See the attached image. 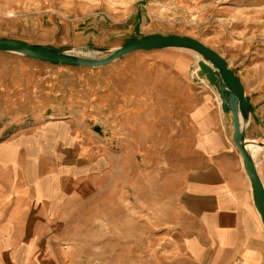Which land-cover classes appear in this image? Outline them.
Instances as JSON below:
<instances>
[{"label":"rangeland","instance_id":"1","mask_svg":"<svg viewBox=\"0 0 264 264\" xmlns=\"http://www.w3.org/2000/svg\"><path fill=\"white\" fill-rule=\"evenodd\" d=\"M153 35L200 41L264 94V0H0V39L102 59L95 49ZM200 59L168 49L78 68L0 52V213L37 184L71 186L78 200L61 211L74 264H169L196 95L212 92L195 81Z\"/></svg>","mask_w":264,"mask_h":264},{"label":"crops","instance_id":"2","mask_svg":"<svg viewBox=\"0 0 264 264\" xmlns=\"http://www.w3.org/2000/svg\"><path fill=\"white\" fill-rule=\"evenodd\" d=\"M244 92L251 108L246 147L264 188V94ZM199 93L192 116L193 157L167 220L169 264H264V228L231 141L230 122H224L217 94ZM60 184H37L34 197L0 213V264H50L57 256L74 264L77 245L68 238L63 243L64 218L71 215L61 209L78 200L80 191ZM33 255L53 258L41 262Z\"/></svg>","mask_w":264,"mask_h":264},{"label":"water","instance_id":"3","mask_svg":"<svg viewBox=\"0 0 264 264\" xmlns=\"http://www.w3.org/2000/svg\"><path fill=\"white\" fill-rule=\"evenodd\" d=\"M168 49L186 50L198 55L197 76L205 80L209 89L217 94L224 122L231 125V141L241 157L243 170L249 180L254 206L264 228V188L256 172L252 157L246 148L245 128L251 115L243 85L227 62L200 41L187 36L153 35L133 39L117 49H95L108 53L102 59H89L74 55L70 49L36 46L19 40L0 39V52L20 55L26 59L52 65L71 67H103L134 52ZM226 123V122H225Z\"/></svg>","mask_w":264,"mask_h":264},{"label":"bare ground","instance_id":"4","mask_svg":"<svg viewBox=\"0 0 264 264\" xmlns=\"http://www.w3.org/2000/svg\"><path fill=\"white\" fill-rule=\"evenodd\" d=\"M194 72H196L197 73V67L195 68V71ZM199 78V77H198ZM200 79V78H199ZM247 148V147H246ZM249 148H250V146H249ZM32 173V172H31Z\"/></svg>","mask_w":264,"mask_h":264}]
</instances>
